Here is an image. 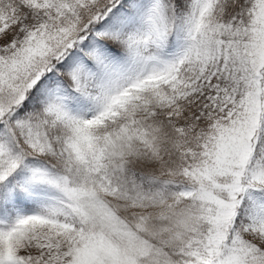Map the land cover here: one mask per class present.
Wrapping results in <instances>:
<instances>
[{"label": "snow or ice", "instance_id": "snow-or-ice-1", "mask_svg": "<svg viewBox=\"0 0 264 264\" xmlns=\"http://www.w3.org/2000/svg\"><path fill=\"white\" fill-rule=\"evenodd\" d=\"M0 264H264V0H0Z\"/></svg>", "mask_w": 264, "mask_h": 264}]
</instances>
